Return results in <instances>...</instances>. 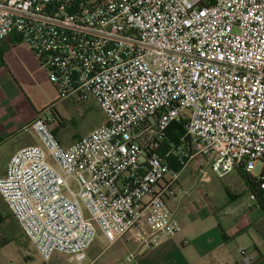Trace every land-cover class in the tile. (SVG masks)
I'll return each mask as SVG.
<instances>
[{
	"label": "built area",
	"instance_id": "built-area-1",
	"mask_svg": "<svg viewBox=\"0 0 264 264\" xmlns=\"http://www.w3.org/2000/svg\"><path fill=\"white\" fill-rule=\"evenodd\" d=\"M8 37L58 100H93L103 114L67 148L37 114V144L0 177V199L45 262L82 264L98 233L107 245L172 239L181 226L168 201L192 162L202 180L264 169V0H0ZM174 122L183 134L165 142Z\"/></svg>",
	"mask_w": 264,
	"mask_h": 264
},
{
	"label": "crops",
	"instance_id": "crops-1",
	"mask_svg": "<svg viewBox=\"0 0 264 264\" xmlns=\"http://www.w3.org/2000/svg\"><path fill=\"white\" fill-rule=\"evenodd\" d=\"M57 101L60 100H58L56 90L48 82L46 74L39 67L38 62L28 48L17 42L14 37H8L1 41L0 177L5 175L8 160L13 153L21 148L37 144L36 136L30 129V123L37 114L43 112L45 115L50 116L52 119L51 128L59 126L60 122L62 124L61 117L55 110ZM50 106H53V112L51 111V113ZM52 113L59 121L52 118ZM73 142L74 140L69 143H59L67 148ZM189 167L191 168L189 172L193 177L192 181L196 186L201 182H205L200 178L199 171L193 162L179 174L176 189L179 188L181 192L175 189V196L169 199L168 206L179 220L181 237L178 240L172 238L151 248L133 244L135 251L132 254L134 256L133 264H137V262L138 264H243L238 253V248L241 246H245L248 252L256 257L253 264H264V214L258 204L254 202L257 210L251 209V206H249L248 211L242 213V216H250L252 212L255 213V210L259 211L262 224H243L235 221L234 219L241 218L238 211L235 218L227 217L228 221L224 224L209 221L211 217L216 216V207L219 206L211 205L212 208H210L208 203L210 199L206 194L202 195L203 197L197 194L198 197H196L192 195L191 191L182 189L180 178ZM207 172L208 170H205L206 179ZM234 172L237 174L239 181L241 180L244 183L238 171ZM191 196H194L196 200H192ZM230 197L234 199L236 194H232ZM3 205L5 209H3L2 217L8 211L4 203ZM202 217H204V223L202 224L196 225L191 222V219ZM180 240L182 243L179 245ZM110 246L112 245H106L105 248L107 249ZM189 251L194 254L190 255ZM139 252L143 254L138 259ZM99 254L88 264L93 263Z\"/></svg>",
	"mask_w": 264,
	"mask_h": 264
},
{
	"label": "rangeland",
	"instance_id": "rangeland-1",
	"mask_svg": "<svg viewBox=\"0 0 264 264\" xmlns=\"http://www.w3.org/2000/svg\"><path fill=\"white\" fill-rule=\"evenodd\" d=\"M55 110L61 117L62 125L54 126L53 128L55 129L56 139L62 143H69L71 140H75V138L88 134L103 121V114L93 100H88L86 102H77L73 99L57 101ZM190 170V167L187 168L181 175L180 181H182V189L191 191L194 196L197 194L198 196H204V194H206L210 199V202H208L210 208H212V206L216 207V205L219 206L216 207V216L211 217L209 221L224 224L228 221L227 217L235 218L238 211L241 218L234 219L235 221H239V223L243 224H262L259 218L261 216L260 212L256 211L257 209L255 208V203H258L250 196L249 191L246 189V185L241 180L239 181L234 171L221 178L216 177L208 171L205 182H201L196 186L192 181L193 177L191 172H189ZM261 172L262 164L261 161H258L255 165V169L250 175L257 177ZM261 190L264 192L263 189ZM176 191L181 192L179 188L176 189ZM232 194H236V198L233 199L230 197ZM194 196H191L192 200H196ZM249 206H251V209H256L255 213L252 212L250 216H242V213L248 211L247 209ZM226 208L228 209L226 210ZM3 209L5 208L0 199V221L3 216ZM230 220L232 221V218ZM191 222L196 225L202 224L204 223V217L191 219ZM180 232L175 235L173 239L175 238L178 240L181 237ZM180 243H182L181 240L179 241V245ZM106 245L105 239L98 233L94 242L87 250V259L84 261V264H88L99 253V256L91 264H133L134 260L132 262H126V257L135 253L131 235H126L107 249L105 248ZM139 253V256L137 253L138 259L143 254L142 252ZM189 253L190 255L194 254L192 251H189ZM0 264L67 263L66 257L61 254H54L49 261L45 262L35 248L28 242L17 226V223L12 218L2 225L0 224Z\"/></svg>",
	"mask_w": 264,
	"mask_h": 264
},
{
	"label": "trees",
	"instance_id": "trees-1",
	"mask_svg": "<svg viewBox=\"0 0 264 264\" xmlns=\"http://www.w3.org/2000/svg\"><path fill=\"white\" fill-rule=\"evenodd\" d=\"M52 107L53 106L49 107L50 113H51V111L53 112ZM51 115H52V118L54 120H56V121L58 120L59 121L58 118L54 117V113H52ZM60 125H62L61 122L59 123V126ZM52 132L55 134V129L54 128H53ZM182 134H183V126H182V124L180 122H174L167 129V133H166L167 136H166V141L165 142H176L177 139ZM168 163H169V166L175 172H179L180 171L181 165H180L179 161H177V160L173 161L172 160V161H168ZM238 174H239L240 178L244 181V183L247 185V189H248V191L250 193V196H252L253 199L256 200V202L258 203V206L260 207L261 211L264 214V192L260 188L261 181H259L256 177L251 176L249 173L244 172L243 170H239ZM260 176L264 178V169H262V172H261ZM12 218L13 217L7 211L5 216L1 218L0 224L2 225L3 223L11 220ZM17 226H18V224H17Z\"/></svg>",
	"mask_w": 264,
	"mask_h": 264
}]
</instances>
